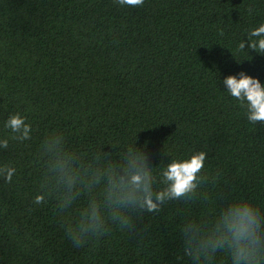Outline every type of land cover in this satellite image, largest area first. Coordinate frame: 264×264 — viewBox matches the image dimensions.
<instances>
[{"label":"trees","instance_id":"trees-1","mask_svg":"<svg viewBox=\"0 0 264 264\" xmlns=\"http://www.w3.org/2000/svg\"><path fill=\"white\" fill-rule=\"evenodd\" d=\"M251 9V11H249ZM264 23V0H0V264H191L180 228L211 219L229 201L264 214V124H251L223 80L244 72L264 84V52L247 48ZM222 33V34H221ZM241 41L245 49H239ZM19 113L32 128L19 142L4 127ZM61 132L69 150L118 159L134 144L159 174L171 159L207 158L191 201H170L74 248L63 225L87 203L42 204L39 145ZM215 178V182H213ZM212 264H231L217 252Z\"/></svg>","mask_w":264,"mask_h":264},{"label":"clouds","instance_id":"clouds-1","mask_svg":"<svg viewBox=\"0 0 264 264\" xmlns=\"http://www.w3.org/2000/svg\"><path fill=\"white\" fill-rule=\"evenodd\" d=\"M121 7L138 8L144 0H115ZM251 11V9H249ZM222 34V33H221ZM247 48L264 52V23L249 31ZM241 41L239 49H245ZM228 76L223 84L230 96L245 109L251 124H264V84L244 72ZM4 127L11 139H31L32 128L19 113L11 114ZM8 148V139H0V149ZM207 154H191L187 159H171L157 177L146 153L134 144L113 159L101 150L87 156L69 150L61 132L44 135L38 149L42 167L40 194L33 203L39 205L46 197L56 201L58 212L72 208L75 201L87 195V203L79 209L72 222L63 225L65 235L74 248L83 247L90 238L99 239L109 232V224L132 231L133 217L158 212L170 201H191L198 187L208 181L201 175ZM16 169L0 166V178L11 183ZM215 182V178H213ZM183 255L191 264H212L217 252H226L231 264H264V214L245 200L224 204L211 219L187 220L180 228Z\"/></svg>","mask_w":264,"mask_h":264}]
</instances>
